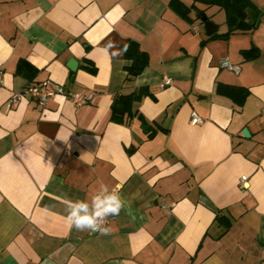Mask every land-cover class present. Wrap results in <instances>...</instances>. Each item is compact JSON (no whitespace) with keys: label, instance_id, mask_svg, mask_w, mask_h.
I'll return each instance as SVG.
<instances>
[{"label":"crops","instance_id":"obj_1","mask_svg":"<svg viewBox=\"0 0 264 264\" xmlns=\"http://www.w3.org/2000/svg\"><path fill=\"white\" fill-rule=\"evenodd\" d=\"M170 1L0 0V264L264 261V0H251L261 10L251 30L215 37L201 15L224 34L223 9L196 2L198 14L180 0L185 17ZM126 40L148 55L131 78ZM47 79L93 97L7 104ZM219 83L246 88L243 103ZM133 91L131 114L113 121V99ZM108 192L125 205L109 235L69 225L78 201L91 213Z\"/></svg>","mask_w":264,"mask_h":264},{"label":"trees","instance_id":"obj_2","mask_svg":"<svg viewBox=\"0 0 264 264\" xmlns=\"http://www.w3.org/2000/svg\"><path fill=\"white\" fill-rule=\"evenodd\" d=\"M196 2L208 6L216 5L225 12L228 31L224 34L214 32L209 35L210 37L219 35L226 36L235 30H251L256 25V22H258L261 13V10L257 9L251 0H193L192 6L197 10L198 14H200V11L203 9L200 10L196 6ZM170 5L182 16H188L189 7L183 4L180 0H171ZM125 46H127V50L124 51L125 56L130 59V63L126 66L127 77L131 78L139 74L145 67L148 55L139 47V44L133 40H126L123 42V49ZM244 54L248 57H252L257 56L259 52L256 48H251L245 50ZM22 62L19 65L20 67L24 64ZM85 67L90 71L95 72L96 67L94 64L88 62ZM216 92L232 97L237 105H241L248 94V90L242 86L225 85L220 83L217 84ZM138 97L139 93L135 91L115 97L111 104V119L116 122L123 121L125 115L129 116L131 114L132 103Z\"/></svg>","mask_w":264,"mask_h":264},{"label":"built area","instance_id":"obj_3","mask_svg":"<svg viewBox=\"0 0 264 264\" xmlns=\"http://www.w3.org/2000/svg\"><path fill=\"white\" fill-rule=\"evenodd\" d=\"M220 65L236 73L239 72L240 69L237 64L230 62L227 58H222L220 60ZM171 82H172V78L170 76L164 77L163 80L164 85L171 84ZM55 94L67 95L71 100V102L75 105H82L88 103L93 97L92 92L89 93L67 92L66 88L62 84L47 79L41 83L28 84L21 90L13 92L7 100V104L12 106L15 105L22 98L34 97L40 106H44L47 100ZM190 122L192 124H201L203 123V118L199 114H197L196 111L193 110L190 113ZM245 178L246 177L242 176L241 178L242 183L244 182ZM111 194H113V192H108L104 194L102 198ZM163 206L169 209L166 203ZM101 223L102 224L108 223V219L107 222L101 221ZM90 234H95V233L90 232ZM259 264H264V261H261Z\"/></svg>","mask_w":264,"mask_h":264},{"label":"clouds","instance_id":"obj_4","mask_svg":"<svg viewBox=\"0 0 264 264\" xmlns=\"http://www.w3.org/2000/svg\"><path fill=\"white\" fill-rule=\"evenodd\" d=\"M110 44H112L110 42ZM127 50L125 46L124 51ZM94 211L89 212L88 204L78 201L75 207L67 215V221L70 226L77 231H88L91 233H99L100 235H109L110 227L102 224L101 221L107 222L108 217L118 216L124 209V201L118 192L103 198L97 196L94 198Z\"/></svg>","mask_w":264,"mask_h":264},{"label":"water","instance_id":"obj_5","mask_svg":"<svg viewBox=\"0 0 264 264\" xmlns=\"http://www.w3.org/2000/svg\"><path fill=\"white\" fill-rule=\"evenodd\" d=\"M201 19L204 22V29L207 34H212L217 30V24L214 21L208 19L206 15L202 14ZM68 66L71 70H74L76 67V60L70 59ZM242 133L245 135L247 133L246 129L243 130Z\"/></svg>","mask_w":264,"mask_h":264}]
</instances>
